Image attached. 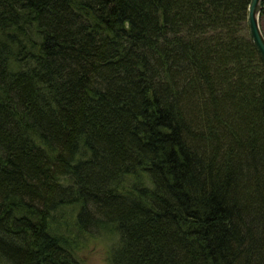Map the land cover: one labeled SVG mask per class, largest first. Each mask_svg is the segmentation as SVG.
<instances>
[{
    "label": "trees",
    "instance_id": "1",
    "mask_svg": "<svg viewBox=\"0 0 264 264\" xmlns=\"http://www.w3.org/2000/svg\"><path fill=\"white\" fill-rule=\"evenodd\" d=\"M249 3L0 0V264H264Z\"/></svg>",
    "mask_w": 264,
    "mask_h": 264
},
{
    "label": "rangeland",
    "instance_id": "2",
    "mask_svg": "<svg viewBox=\"0 0 264 264\" xmlns=\"http://www.w3.org/2000/svg\"><path fill=\"white\" fill-rule=\"evenodd\" d=\"M261 25L264 31V13L261 18ZM112 243L113 240L105 236L88 239L79 255L85 264H108L107 253Z\"/></svg>",
    "mask_w": 264,
    "mask_h": 264
},
{
    "label": "water",
    "instance_id": "3",
    "mask_svg": "<svg viewBox=\"0 0 264 264\" xmlns=\"http://www.w3.org/2000/svg\"><path fill=\"white\" fill-rule=\"evenodd\" d=\"M261 2L262 0H250L248 8V21L252 40L264 63V32L260 22L261 11L263 8Z\"/></svg>",
    "mask_w": 264,
    "mask_h": 264
}]
</instances>
